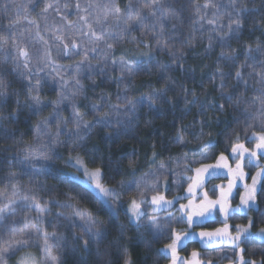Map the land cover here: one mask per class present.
Wrapping results in <instances>:
<instances>
[{
	"label": "clouds",
	"instance_id": "clouds-1",
	"mask_svg": "<svg viewBox=\"0 0 264 264\" xmlns=\"http://www.w3.org/2000/svg\"><path fill=\"white\" fill-rule=\"evenodd\" d=\"M26 4L30 22L14 23ZM253 133L264 134V0H0V195L44 203L36 222L60 241L59 264H169L171 230H201L180 207L193 169L231 157L233 143L255 151ZM213 173L202 186L209 195L227 183L222 169ZM258 187L248 217L264 231ZM158 192L171 204L153 205ZM132 199L143 215L130 213ZM25 215L37 213L16 219ZM23 235L30 246L0 264L26 251L42 257L40 237ZM193 248L203 264H239L238 248L264 261V239L251 232L211 247L197 236L182 255Z\"/></svg>",
	"mask_w": 264,
	"mask_h": 264
},
{
	"label": "snow or ice",
	"instance_id": "snow-or-ice-1",
	"mask_svg": "<svg viewBox=\"0 0 264 264\" xmlns=\"http://www.w3.org/2000/svg\"><path fill=\"white\" fill-rule=\"evenodd\" d=\"M79 8V4L76 5ZM32 7L27 4L19 6L15 10L14 23H19L22 20L29 23V13ZM59 11V9H57ZM19 56L26 57L25 49L20 48ZM255 139V151H251L247 147V143H233L231 149V157L221 153L214 165H201L193 169V175L190 177V183L186 188L189 194L186 204H181L180 207L185 213L184 222L188 223L193 228H200L198 232L185 231L178 232L175 228L171 230V235L168 237V242L165 244L167 249L169 264H203L200 258V253L196 248L188 254L182 255L184 248L189 247L184 242L187 240L191 244L194 243V238L199 237L203 241L205 247H211L212 241L221 240L228 241L236 245L242 242L245 237L251 232L254 235L259 234L264 239V231L257 229V217H248V213L252 210V204L257 202L260 188L264 185V167L260 166V160L264 158V134L253 133ZM233 157H239V161L233 166L230 161ZM255 167V173H251L247 168ZM213 169H222L225 174L227 183L214 185L213 195H209L205 189L202 191V186L208 181L210 175L214 176ZM11 182L12 178L9 177ZM90 183L93 187L100 191L102 185L100 183L99 171H94L91 174ZM14 187V186H13ZM239 205L234 207L236 201ZM153 205L160 206L161 204H171L167 200L166 192L155 193L151 197ZM129 211L133 216L139 217L143 215L142 201L132 199L129 202ZM31 209L37 213L36 217L29 218L27 215L16 219L17 214L24 210ZM47 209L40 200L28 194H19L12 191L8 195H0V261L8 258L16 251L28 248L30 245L24 237V233L35 232L40 237V248L43 253L42 257H38L30 251L20 257L18 264H59V257L55 249L62 246L60 241L51 242L46 228L42 229L36 222L41 214L46 213ZM76 214L83 217L85 227L91 230V218L80 209L76 210ZM215 215L216 220L209 221L215 227L198 225L197 220ZM234 217H240L246 220V224H232L228 221ZM235 232V234H234ZM6 235V239H5ZM193 239H188L189 237ZM99 238V234H96ZM81 246L89 244V240L85 239L80 242ZM184 245L183 247H181ZM246 248H238L236 255L239 264H255V261H246L244 253ZM264 264V261H262Z\"/></svg>",
	"mask_w": 264,
	"mask_h": 264
},
{
	"label": "rangeland",
	"instance_id": "rangeland-1",
	"mask_svg": "<svg viewBox=\"0 0 264 264\" xmlns=\"http://www.w3.org/2000/svg\"><path fill=\"white\" fill-rule=\"evenodd\" d=\"M188 242H189V241H185L184 243H185V244H188ZM190 245L192 246L191 243H190ZM183 246H184V245H182L181 247H183ZM191 246H190V247H191Z\"/></svg>",
	"mask_w": 264,
	"mask_h": 264
},
{
	"label": "trees",
	"instance_id": "trees-1",
	"mask_svg": "<svg viewBox=\"0 0 264 264\" xmlns=\"http://www.w3.org/2000/svg\"><path fill=\"white\" fill-rule=\"evenodd\" d=\"M188 245H189V247L191 246V245H190V242H188Z\"/></svg>",
	"mask_w": 264,
	"mask_h": 264
}]
</instances>
